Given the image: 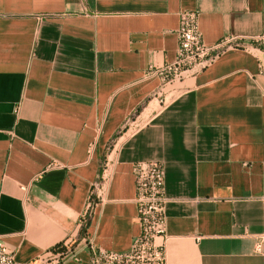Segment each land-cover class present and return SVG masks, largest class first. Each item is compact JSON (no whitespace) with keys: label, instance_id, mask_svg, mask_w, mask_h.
<instances>
[{"label":"crops","instance_id":"0c3cea01","mask_svg":"<svg viewBox=\"0 0 264 264\" xmlns=\"http://www.w3.org/2000/svg\"><path fill=\"white\" fill-rule=\"evenodd\" d=\"M185 10L207 45L235 46L164 82L152 70L175 60ZM263 36L264 0H0V238L16 261L129 250L134 164L159 161L167 264H264Z\"/></svg>","mask_w":264,"mask_h":264},{"label":"built area","instance_id":"2783aa9c","mask_svg":"<svg viewBox=\"0 0 264 264\" xmlns=\"http://www.w3.org/2000/svg\"><path fill=\"white\" fill-rule=\"evenodd\" d=\"M177 35L175 60L152 70L158 73L164 82L182 77L186 73H196L210 66L224 49L235 46L236 41V38L227 36L213 45H207L202 38L197 10H185L180 13ZM261 40H264V36L256 41ZM94 145L90 144V154ZM133 172L140 233L134 237L130 249L123 252L98 248L92 240H88L91 264H167L166 240L162 243L157 242V238L166 235L167 198L164 166L159 161H141L134 164ZM22 189L28 188L22 186ZM92 195L82 216L83 221L90 217L94 204ZM263 244L264 238L257 245L258 251L264 250ZM63 245L66 246L67 243ZM69 256L70 252L64 250H57L50 255L57 262ZM0 264H19L15 259V252L1 238Z\"/></svg>","mask_w":264,"mask_h":264},{"label":"trees","instance_id":"16d2710c","mask_svg":"<svg viewBox=\"0 0 264 264\" xmlns=\"http://www.w3.org/2000/svg\"><path fill=\"white\" fill-rule=\"evenodd\" d=\"M84 222H85V223H84L83 229H85L86 226L89 224V217L86 218V220H85ZM61 249H62V247H61V245H59L58 248H57V250L63 251V250H61Z\"/></svg>","mask_w":264,"mask_h":264}]
</instances>
